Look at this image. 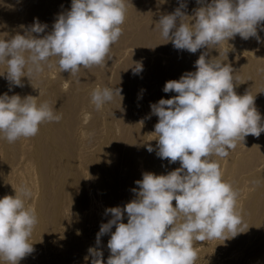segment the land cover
Returning <instances> with one entry per match:
<instances>
[{
  "label": "clouds",
  "instance_id": "9594fccd",
  "mask_svg": "<svg viewBox=\"0 0 264 264\" xmlns=\"http://www.w3.org/2000/svg\"><path fill=\"white\" fill-rule=\"evenodd\" d=\"M197 4L201 6L189 16L181 2L156 24L175 49L190 53L217 49L237 34L261 42L257 28L264 30V0H197ZM126 13L127 0H72L70 10L59 14L52 31L42 38L33 33H44L47 25L34 19L31 26H21L23 35L0 39V65L6 66L0 76L6 73L10 85L23 87L22 78H39L45 66L53 67V57L60 72L75 77L81 68L105 67L123 34ZM208 56V51L199 56L196 71L166 82L163 91L177 95L150 105L158 117L157 155L169 163L179 161L180 167L166 175L143 173L142 180L135 181V199L123 208L106 209L112 219L101 224L96 237L99 245L115 226L106 264H196L195 243L226 241L246 232L242 209L237 207L239 192L224 179L213 157H228L248 135L259 137L264 123L255 97L234 91L233 67L220 59V53L218 58ZM140 72L142 63L136 62L133 73ZM121 93L119 87H96L91 103L100 111L116 97L122 101ZM38 98L0 95V138L8 143L32 138L42 124L62 119L49 102ZM147 150L154 151L151 145ZM31 197L25 184L19 194L15 190V196L0 198V260L6 264H19L34 251L29 240L38 215L28 205ZM125 213L127 223L122 222ZM88 253L91 264H104L102 251L90 247Z\"/></svg>",
  "mask_w": 264,
  "mask_h": 264
},
{
  "label": "bare ground",
  "instance_id": "6f19581e",
  "mask_svg": "<svg viewBox=\"0 0 264 264\" xmlns=\"http://www.w3.org/2000/svg\"><path fill=\"white\" fill-rule=\"evenodd\" d=\"M11 1L12 4H10ZM59 1L33 0L21 3L18 0H0V39L14 36L17 33L23 35L24 30L21 26H31L34 19H38L40 23L47 25L44 33H33L38 38H42L43 35L48 34L53 29L54 22L59 15ZM8 3L11 7L7 5ZM189 3L194 5L195 0H191ZM206 3L210 2L206 1ZM155 4L153 8L147 6L149 9H146V7H143V11H140L141 9L136 11L137 7H134L135 11H132L133 9H130V11L128 8L125 22L129 25H134L143 16L150 18V21L145 22V25L141 27L137 26L140 23H137V25L135 23V28L136 26L139 28L133 30L134 26L131 27L132 29L129 27L133 30L130 33V30L127 31L126 26V32H123L119 40L131 36L137 40L136 42L140 41L144 48H164L166 45L165 40L161 37L156 24L159 22L161 15L173 13L180 6V3L174 0H163V2L160 0ZM5 6L10 8H7V10ZM17 6L21 10L14 14L15 10L13 12V9ZM150 7L152 6L150 5ZM8 20L11 21L8 22ZM262 31L263 33H261L264 36V30ZM230 40L233 43H244V39L238 34ZM122 42L124 41L122 40ZM234 46L236 47V45ZM111 50L113 51V49ZM203 50L208 51V49ZM169 53L167 51L165 54ZM219 53L220 59L225 60L224 63L233 67L234 75L237 76L236 80L239 77L238 82L242 81V88L241 83L239 84L241 91L237 92L238 88L236 89V87H234V91L239 95L248 93L260 99L258 96L264 89V60L262 56L255 53L256 55L254 54L253 58H248V56V59H244V57L243 59H227L226 52L222 50L216 51V55L212 52L210 54H212V57L215 55L218 58ZM131 54L134 55L135 52ZM176 54L179 55L175 59L172 58L173 62L169 61V58L156 55L157 64L147 69L146 76L141 82H139L137 74L134 75L133 67L136 62L141 63L142 58L140 56L143 54H139V57L134 56L131 60L129 56V61L127 60L125 64L123 60V67L121 66L122 68H119L116 71L117 73L115 72L116 75H113V80L111 79L113 88L119 87L122 89L123 99L121 101L120 97H116L112 102L105 104L100 111H97L91 103V92L96 88L93 83H97V86L99 83V85H102L104 79H106L105 76H109L106 75L104 70H101L102 67L100 66H93L90 69L81 68L78 77H75L68 72H60L58 66L55 65L56 58L53 57L50 60L53 67L45 66V70L39 78L29 80V78L23 77V87L10 85L6 79V73L4 76H0V95L7 93L9 96L19 95L21 98L29 95L39 97L40 102H49L62 115V119L58 123L46 122L42 124L39 133L35 137L20 138L14 143H8L5 139L0 138V198L5 195L15 196V190L19 194L20 187L26 184L32 191V197L28 201V205L34 207L38 215V224L35 226L29 240V243H33L34 251L20 260L19 264H91L92 257L88 253L90 247L102 251L103 261L106 264L110 256V250L107 247L110 238L107 234L103 235L100 238L99 245H97V233L102 223H107L108 220L112 219L110 213L106 214V209L117 206L123 208L128 202L136 198L133 189H138V185L135 181L142 180V174L147 169V167L144 169L145 166L143 167L141 163L147 164L146 166L151 170L153 169L152 171L156 175H166L180 167L177 162L165 166L163 162L169 163V161L158 157V141L155 139L157 137L154 136L153 132L149 134L147 131L148 127L144 123V113L139 106L143 102L146 110H148L147 112H150V116L154 119L153 125L158 123V117L152 114L150 105L157 103L161 98L170 99L177 95L175 92L165 93L163 91L166 82L179 80L184 73L196 71L195 61L199 57L195 53L188 51L178 53L177 51ZM144 59L142 62H144ZM5 71L6 66L0 65V74ZM236 82L234 85H236ZM251 85L255 86V91L254 89L253 91L250 90ZM255 101L257 103V100ZM259 105L258 109L261 111L259 113L261 114L262 123H264V105H261V103ZM262 134L263 132L259 137L249 135L253 144L251 148L249 147L250 150L239 148L238 144L240 142H238L236 148L230 151L228 157L223 159L218 157V160L224 163L227 169V175L224 176L225 180L229 176V180L232 178L234 180L244 179L253 187L252 189L248 185L249 191H251L250 189L253 190L249 192L247 188L244 190L243 187L245 186L242 185L241 189L244 192L239 194L240 199L238 197L242 202L240 206L243 222L246 223L244 230L257 228L259 222L262 221V217L259 220L260 215L264 214V136L262 137ZM248 140L250 141L247 136ZM149 145L154 149L151 153L147 150ZM219 166L222 167L221 164ZM222 168L226 171L224 167ZM238 184L237 187H240V183ZM173 206L175 207V201H173ZM237 206H239V203ZM127 219L125 213L122 222L127 223ZM263 222L262 224H264ZM255 230L256 234L260 232L257 233V229ZM258 230L260 229L258 228ZM114 231L115 226H113L111 232ZM245 235L247 234L244 232L226 241L209 240V245L206 243L207 241L195 243V250L198 254L196 264H233L236 260V262L238 260L240 262V258L242 259L246 255V250L240 249L241 244L246 241L243 240ZM261 243H263L262 240ZM261 243L258 245L260 246ZM222 246L227 248L235 246L236 248L239 247L240 250H234L230 254L225 251L226 253L221 258L219 257L220 260L217 261L215 260L217 256L216 249ZM259 249L252 248V251L254 250L255 254L259 255L262 252L258 251ZM251 253L248 255L252 256ZM210 255L213 258L211 261L208 260ZM86 256L88 257L87 260L85 259ZM260 259L264 261V253L261 254ZM255 262L257 261L254 258L246 264H255ZM0 264H6V262L0 260Z\"/></svg>",
  "mask_w": 264,
  "mask_h": 264
},
{
  "label": "rangeland",
  "instance_id": "374dc122",
  "mask_svg": "<svg viewBox=\"0 0 264 264\" xmlns=\"http://www.w3.org/2000/svg\"><path fill=\"white\" fill-rule=\"evenodd\" d=\"M18 1L21 2V3H24V2H30V1H33V0H18ZM131 1H132L133 3H132ZM138 1H140V2H138ZM144 1H145V0H136V1H135V0H127V10H128V8H129V10H130V9H131V10L133 9L132 11H135V8H134V7H137L136 11H138V10H140V9H141L140 11H143V9H142L143 7H146V9H147L148 7H149V8H153V5L155 6V5H156L155 3H156L157 1H160V0H156V1H155V0H154V1H152V0H148V2H147V0H146L145 3H144ZM174 1H176L177 3H181V2L186 3L187 8H186V9H182V10H184V11L186 12V14L189 15V16H191V15L194 13V9H197L198 7L201 6V5L197 4V1H196V0H195L194 5H192V3H189V1L191 2V0H189V1L186 0L187 2H186L185 0H179V1H181V2H179L178 0H174ZM206 1H207V2H208V1L211 2V0H206ZM60 2L62 3V0L59 1V4H60V6H59V7H60V8H59V14L65 13L66 11L70 10L72 0H63V5H62L63 8H62ZM64 2H65V3H64ZM12 3H13V2L11 1L10 4H12ZM136 3H137V4H136ZM142 3H143V6H142ZM149 3H150V5H151L152 7H150ZM153 3H154V4H153ZM10 4L8 3L7 5L10 6ZM139 4H140V5H139ZM145 4H146V5H145ZM152 4H153V5H152ZM190 4H191L192 6H191ZM196 4H197V5H196ZM130 5H131V6H130ZM138 5H139V7H138ZM198 5H199V6H198ZM9 6H8V7L5 6L6 9H7V8L9 9V8L11 7V6H10V7H9ZM129 6H130V7H129ZM147 6H148V7H147ZM195 6H198V7H195ZM140 7H141V8H140ZM192 7H194V8H192ZM17 8H18V9H17ZM149 8H148V9H149ZM8 9H7V10H8ZM14 10H15V12H14ZM20 10H21L20 7L17 6L16 8L14 7L13 12H14V14H15L17 11L19 12ZM131 10H130V11H131ZM144 10H145V8H144ZM18 12H17V13H18ZM128 12H129V11H128ZM191 12H192V13H191ZM190 14H191V15H190ZM143 17H144V18H143ZM143 17H141L142 19H141V18L138 19L139 22H138L137 20H135V21H137V23H140V24H141V25H140V24L137 25V23L135 22L137 26H140V27H141L142 25H145V22L148 23V22L150 21V20H149L150 18H147L146 16H143ZM145 17H146L148 20H147ZM145 20H146V21H145ZM10 21H11V20H8V22H10ZM147 21H148V22H147ZM135 23H134V25L131 26V25H129V23L124 22V24L121 25V27L123 26V27H122V28H123V29H122L123 32H126V28L128 29L127 31L130 30L129 33H130L131 31L135 30L136 28H139V27H137V26H136V28H135ZM126 26H127V27H126ZM133 26H134V28H133ZM262 26H264V22H262ZM125 27H126V28H125ZM129 27H130V28L132 27L133 30H131L132 28L130 29ZM261 32L263 33V31L261 30V26H258V28H257V33H258V36L260 35L259 37L262 39V40L260 39L261 42H258V41L256 40L255 37H254V38H253V37H252V38H249V39H247V40H243L244 43L241 42L243 45H242L241 43H240V44H238V43H233V42H231L232 40H230V41H228V42L225 41L224 44L221 45L222 47L219 46V48H217L216 51H217V52H218V50L225 51V52L227 53V54H226V55H227V56H226L227 59H234V58H235V59H243V57H244V59H245V58H247L248 56H249L248 58H253V57H254L253 55L256 53L257 55L259 54L260 56H262V58H263V60H264V56H263V55H264V47H263V46H264V42H263V41H264V36L262 35ZM261 35H262V36H261ZM126 37H127V36H126ZM126 37H123V39L121 38L124 42H122V40L120 39L119 42L116 43V45H113V48H112L113 51L111 50V51H112V52H111L112 54L110 53V54H111V56L109 57L110 60H108L110 64L108 63V61H106V63H108V64H106L105 67H102V68H101V70H104V72L106 73V75H109V76L111 75V76H110V77H109V76H105V78H106V79H104V82H106L105 85H104V82H103L102 85H99V84H100V83H99L98 86H97V83H96V84L93 83L94 85H96L95 87H99V86H100V87H101V86H102V87H105V86L107 85L106 87L113 88V85L111 86V84H112V82H113V81L111 82V79L113 80L114 76H115L116 73H117L116 71H118L119 68L121 69V68L123 67V66H122V64H123V60H124V64H125V62L127 63V60L129 61V58H130V57H131L130 60L133 59L134 56H135V57H136V56L139 57V54H140V55L143 54L142 56L146 57V58H145L146 60H145L144 57L140 56V58H142V61H143V59H144V62L141 61V63H143L142 66H144V63H145V62H146L145 64L147 65L146 68H145V66L142 67V72H143V73L140 72L141 75H140V73L137 74V77L139 78V82H141L142 79H144L145 76H146L147 69L152 68V67H154V66L157 64V61H156V60H157V59H156L157 56H156V55H158V56H160V57H163V58H169L168 60H169V61H172L173 59H175V58L178 57L179 54H176L177 51H178V53L186 52V51H187V50L184 51V50H178V49H175L174 46H173V44H172L171 42H166V40H165V44H166L165 47H166V48L164 47V48H165V51H164V48H159V47H156V48H155V47H151V49H152V50H151L150 47H146V48H144V45H143L140 41H139V42H136L137 40L133 39V37L128 36L127 38H129V39H127ZM130 37H131V38H130ZM124 38H125V39H124ZM130 40H133V41H130ZM253 41H254V42H253ZM125 42H126V43H125ZM128 42H129V44H128ZM134 43H135V44H134ZM231 43H232V44H231ZM256 43H260V44H256ZM120 44H121V45H120ZM131 44H132V45H131ZM141 44H142V45H141ZM233 44L236 45L237 48H236ZM237 44H238V45H237ZM245 44H246V45H245ZM125 45H126V46H125ZM130 45H131V46H130ZM138 45H140L141 47L138 46ZM230 45H231V46H230ZM117 46H119V47H117ZM121 46H122V47H121ZM135 46H136V47H135ZM228 46H229V47H228ZM233 46H234V47H233ZM243 46H244V47H243ZM246 46H247V47H246ZM116 47H117V48H116ZM130 47H131V48H130ZM138 47H139V48H138ZM241 47H243V48H241ZM119 48H120L121 50H120ZM124 48H125L126 52H125ZM132 48H133V49H132ZM135 48H136V49H135ZM147 48H148V49H147ZM157 48H158L159 50H158ZM233 48H234V51H233ZM235 48H236V49H235ZM238 48H239V49H238ZM244 48H245V49H244ZM162 49H163V50H162ZM167 49H168V50H167ZM223 49H224V50H223ZM231 49H232V50H231ZM242 49H243V50H242ZM251 49H252V50H251ZM130 50H132V51H130ZM137 50H139L140 52L137 51ZM143 50H144V51H143ZM160 50H161L162 52H161ZM201 50L204 51L203 49H200V50H198V51L195 53L197 57H199V56L202 54V51H201ZM248 50H249V51H248ZM262 50H263V51H262ZM120 51H121V52H120ZM123 51H124V53H123ZM142 51H143V52H142ZM152 51H153V53H152ZM167 51H168V53H169V51H170V53H169V54H165V53H167ZM174 51H175V52H174ZM180 51H181V52H180ZM213 51H215V48H214V49H211V50H208V52H210V53L212 52V54L215 53V55H216V51H215V52H213ZM230 51H231V52H230ZM235 51H236V52H235ZM241 51H242V52H241ZM247 51H248V52H247ZM251 51H252V52H251ZM261 51H262V52H261ZM129 52H130V53H129ZM132 52H133V54H134V52H135V54L132 55V54H131ZM150 52H151V53H150ZM163 52H164V53H163ZM204 52H205V51H204ZM234 52H235L236 54H235ZM237 52H238L239 54H238ZM113 53H114V54H113ZM136 53H137V54H136ZM197 53H198L199 55H198ZM210 53H209V57H208V58H209V59H210V58H214L215 55H213L214 57H212V54H210ZM228 53H229V54H228ZM243 53H244V54H243ZM246 53H247L248 55H247ZM120 54H121V55H120ZM147 54H148V55H147ZM154 54H155V55H154ZM160 54H161V55H160ZM163 54H164V55H163ZM237 54H238V55H237ZM256 54H255V55H256ZM113 55H114V56H113ZM118 55H120V56L118 57ZM125 55H126V56H125ZM172 55H174V56H172ZM210 55H211V56H210ZM229 55H230V56H229ZM232 55H233V57H232ZM112 56H113V58H112ZM129 56H130V57H129ZM149 56H150L151 58H150ZM235 56H236V57H235ZM116 57H117L118 59H117ZM121 57H122V58H121ZM147 57H149V58H147ZM231 57H232V58H231ZM154 58H155V60H154ZM172 58H173V59H172ZM248 58H247V59H248ZM119 59H120V60H119ZM148 59H149V61H148ZM170 59H171V60H170ZM114 60H115V61L118 60V61H116V63H115ZM113 61H114V62H113ZM120 61H121V62H120ZM154 61H155L156 63H155ZM174 61H175V60H174ZM111 62H113V63H111ZM149 62H150V63H149ZM152 62H153V63H152ZM172 62H173V61H172ZM263 62H264V61H263ZM118 63H119V65H118ZM147 63H148L149 65H148ZM124 64H123V65H124ZM114 65H115V66H114ZM153 65H154V66H153ZM109 66H110V67H109ZM121 66H122V67H121ZM150 66H151V67H150ZM107 67H108V68H107ZM106 69H107V70H106ZM110 69H111V70H110ZM108 70H109V71H108ZM112 70H113V71H112ZM143 70H144L145 72H144ZM115 72H116V73H115ZM109 73H110V74H109ZM113 73H114V74H113ZM142 74H143V75H142ZM113 75H114V76H113ZM134 75H136V74H134ZM54 76H57V75H54ZM139 76H140V77H139ZM142 76H143V77H142ZM236 77H237V76H236ZM236 77H235V78H236ZM140 78H141V79H140ZM108 79H109L110 81H109ZM239 79H240V78L238 77L236 81L238 82ZM106 80H107V81H106ZM236 81H235V82H236ZM235 82H234V84H235ZM237 82H236V85H234V87H236V89L238 88L237 92H240V91H241V88H242V81L240 80L238 83H237ZM240 83H241V84H240ZM239 84H240L241 88H240ZM103 85H104V86H103ZM108 85H109V86H108ZM65 86H66V85H65ZM237 86H238V87H237ZM251 86H252V87H251ZM251 86H250V87H251L250 90L252 89L251 91H253V89L255 88V86H254V85H251ZM239 89H240V90H239ZM254 91H255V89H254ZM238 95H239V94H238ZM263 95H264V89L262 90V92H260V94H259V96H258V98H260V99H257V97H255V100H257V103H255V106L257 105V106H256L257 109L260 107V105H259L260 103H261V105H262V104L264 105V96H263ZM261 100H262V101H261ZM255 102H256V101H255ZM258 102H259V103H258ZM141 103H142V104H141ZM141 103H140L139 106H140L141 110H142L143 113H144V117H145V122H144V123L146 124V127H148V128H147V131L149 132V134H150V132H151V134H152V132H153V134H155V133H154V130H155L154 126H155V124L153 125V123H154V122H153L154 119L152 118V116H150V112H147L148 110H146V108H145L143 102H141ZM258 105H259V106H258ZM144 108H145V109H144ZM144 110H145V111H144ZM258 112H261V111H259V109H258ZM147 113H148V114H147ZM147 115H149L150 117L147 116ZM149 121H151V122H149ZM151 123H152V124H151ZM141 124H142V123H141ZM152 125H153V126H152ZM152 127H153V128H152ZM154 136L156 137V135H154ZM261 136H262V137L264 136V132H263V134H262ZM262 137H261V138H262ZM155 139H156V138H155ZM248 139H250V141L252 140V139L250 138L249 135H248ZM263 139H264V137H263ZM248 141H249V140H248ZM248 141H247V137H246V138H245V141H244L243 143L240 142L239 144H238V143H237V144H238L239 148H242V149H249V150H250V148L252 147L253 144H252V141H251V142H250V141L248 142ZM263 141H264V140H263ZM241 143H242V144H241ZM263 144H264V142H263ZM241 145H242V146H241ZM247 146H248V148H247ZM244 147H245V148H244ZM249 147H250V148H249ZM213 159L216 160V161H218V162H220L219 165L221 164L222 167H224V169H225L226 171H224L222 167H220V168H221V170L223 171V173L225 174L224 176H226V175H227V169L225 168L226 166L224 165V163H222L221 161H219V160H218V157H213ZM163 163H164L165 166H167L168 164H170V163H167V162H163ZM177 163H178V165L180 166V162L177 161ZM141 164H142L143 167L145 166L144 169L147 167L148 170L145 169L146 172H148L149 170H151L150 168H148V166H146L147 164H145L144 162L141 163ZM141 164H140V165H141ZM143 164H144V165H143ZM168 166H169V165H168ZM152 170H153V169H152ZM152 170H151V171H152ZM151 171H149V172H151ZM151 173H154V171H152ZM229 178H230V176L227 177V180H228L229 182H231L232 184H235V185H233L235 189H236V188H240V189H236V190H239V192H240L239 194L243 193V192H244L243 189L246 190V188H247V190L249 191V186H250L251 184H250L249 182H248V183H249V184H248L246 180H244V179H242V180H241V179L234 180L233 178L229 180ZM233 180H234V182H233ZM241 181H242V182H241ZM236 182H237V183H236ZM245 182H246V183H245ZM238 183H240V187H237V186L239 185ZM242 183H244V184H242ZM245 184H247V185H245ZM242 185L245 186V187H243V189H241V188H242ZM248 185H249V186H248ZM251 187H252V186H250V188H251ZM252 189H253V187H252ZM252 189H250V190L253 191ZM240 190H241V191H240ZM251 191H249V192H251ZM238 197H239V199L241 198L240 196H238ZM239 199H238L239 206H237V207H238V209H241L240 204H242V202H241V200H239ZM239 201H240V202H239ZM237 205H238V204H237ZM261 217H262V221H260L261 223L259 222V225L261 224V225H260L261 227L258 225L257 228H253V229H252V228H250V229L247 228V229H245V230H247V231L245 232V234H247V235H245V236L243 237V240H246V241H244V242L242 243L243 245L241 244L242 247L240 246V247H241L240 249H241V250H243V249L246 250V252H245L246 255L244 254L245 257H244V256L242 257L243 260L240 258V262H239V260H238V262H236V261H237V260H236L235 263H233V264H237V263H238V264H239V263L241 264L242 262H244L243 264H246V262H248V261H250V260H253L254 258H255L256 261H257V262H255V264H259V263H260V264H264L263 259H262V260L260 259L261 254L264 253V249H263V248H264V246H263V245H264V232H263V231H264V224H262V222H263V220H264V214H261V215H260V219H259V220H261ZM243 221H244V220H243ZM263 223H264V222H263ZM244 225H246V223H244ZM262 226H263V227H262ZM245 228H246V227H245ZM258 228H259L260 230H258ZM262 228H263V229H262ZM255 229H257V233L260 231L258 234H260L261 236L258 235V234H256V232H255L256 230H255ZM249 230H250V231H249ZM252 230H253V231H252ZM248 231H249L250 233H249ZM247 232L249 233V235H248ZM251 232H252V234H253L254 232H255V233L252 235ZM262 233H263V234H262ZM108 235H109V236H108ZM250 235H251V236H250ZM256 235H257V237H256ZM107 236L110 238L111 233H108ZM248 236H249V238H248ZM262 236H263V239H262ZM245 237H246V238H245ZM251 237H252V238H251ZM260 237H261V239H260ZM251 239H252V240H251ZM247 240H248V242H247ZM250 240H251V241H250ZM261 240H262L263 243H261ZM253 241H255L256 243H255V242L252 243ZM208 242H209V241H207L206 243H208ZM250 242H251V243H250ZM247 243H248V244H247ZM259 243H261L262 246H261V244H260V246H259V245H258ZM246 244H247V245H246ZM208 245H209V243H208ZM248 245H249V246H248ZM255 245H257V246H255ZM243 246H244V247H243ZM245 246H247L248 250H247V248H245ZM224 247H225V246H222V247H219L218 249H216V254H217V256L215 257V260H217V261L220 260L221 256H222L223 254H225L226 252H227L228 254H230V252H234V250H235V251L240 250L239 247L236 248L235 246H233V247L230 246V247H228V248H227V247L224 248ZM251 247L254 248V249H256V248L259 249V247H260V249H259L258 251H260V252L262 251V252L259 253V255H258V254H255V251H254V250L252 251V248H251ZM262 247H263V248H262ZM261 248H262V249H261ZM219 249H220V251H219ZM226 249H227V250H226ZM250 249H251V250H250ZM231 250H232V251H231ZM225 251H226V252H225ZM228 251H229V252H228ZM223 252H224V253H223ZM251 252H252V253H251ZM219 253H220V254H219ZM249 253H251L253 257H252L251 255H248ZM250 256H251L252 258H251ZM254 256H255V257H254ZM256 256H257V257H256ZM219 257H220V258H219ZM245 258H246V259H245ZM212 259H213V258H212L211 255L208 256V260H209V261H211ZM241 260H242V262H241ZM245 261H246V262H245Z\"/></svg>",
  "mask_w": 264,
  "mask_h": 264
}]
</instances>
